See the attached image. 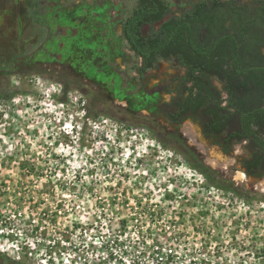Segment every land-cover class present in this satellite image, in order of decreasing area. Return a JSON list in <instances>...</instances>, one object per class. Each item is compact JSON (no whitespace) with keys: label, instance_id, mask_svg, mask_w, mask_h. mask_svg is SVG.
<instances>
[{"label":"rangeland","instance_id":"obj_1","mask_svg":"<svg viewBox=\"0 0 264 264\" xmlns=\"http://www.w3.org/2000/svg\"><path fill=\"white\" fill-rule=\"evenodd\" d=\"M30 3L0 0V264H264V177L163 115L183 69L138 74L136 0H38L76 32L48 53L32 20L6 22Z\"/></svg>","mask_w":264,"mask_h":264},{"label":"trees","instance_id":"obj_2","mask_svg":"<svg viewBox=\"0 0 264 264\" xmlns=\"http://www.w3.org/2000/svg\"><path fill=\"white\" fill-rule=\"evenodd\" d=\"M136 1L121 34L141 58L139 74L159 59L183 69L163 115L197 125L225 155L244 142L238 164L246 176L263 178L264 0H202L175 12L164 0Z\"/></svg>","mask_w":264,"mask_h":264},{"label":"flooded vegetation","instance_id":"obj_3","mask_svg":"<svg viewBox=\"0 0 264 264\" xmlns=\"http://www.w3.org/2000/svg\"><path fill=\"white\" fill-rule=\"evenodd\" d=\"M37 1L38 0H31V3L29 4V6H28V8H24V7H17V10L13 13V18H11L10 19V21H9V18L8 17H6V22H7V24H8V22L9 23H11V22H13V23H15L16 24V26L17 25H19V26H21V23L22 24H26L27 25V20L29 21V20H32V21H30V24H35V26L36 27H39L40 29H43V32H44V37H43V40L40 42V44L41 45H45V46H43V47H40L39 48V51L41 52V53H48L49 52V47H48V45L50 44H54L55 43V40H56V38L58 37V38H68L69 37V35L70 36H73L74 34H76V32H75V30L73 29V28H65V26H55V27H52L51 26V24H50V21H49V15H46V12H44V11H40L39 10V6L37 5ZM198 1H202V0H198ZM194 2H196V1H194ZM193 2V3H194ZM136 3H137V1H136ZM187 4H185V5H181V4H176L175 5V10H173L174 12L175 11H177V9L178 8H180V7H185ZM137 6H138V4H137ZM136 6V7H137ZM135 7V8H136ZM169 7V6H168ZM134 8V9H135ZM170 8V7H169ZM133 9V10H134ZM132 10V11H133ZM170 10H171V8H170ZM131 11V12H132ZM130 12V13H131ZM129 13V14H130ZM128 14V15H129ZM127 15V16H128ZM126 16V17H127ZM126 17H124L123 18V20L120 22V35H121V38H122V40H123V42L126 44V46L128 47V49L131 51V49H130V47L128 46V44L126 43V41L123 39V37H122V34H121V26H122V22L125 20V18ZM57 14H55V16H54V21H56L57 20ZM32 22V23H31ZM4 23V22H3ZM52 29V30H51ZM145 29H147L146 27H144L143 28V32H145L146 30ZM62 45L63 44H60L59 45V47L60 48H62ZM132 53H133V51H131ZM51 54V53H50ZM52 55V58H54V60H55V62H58V61H60L61 60V58H60V56L59 55H56V54H51ZM133 55L135 56V54L133 53ZM138 60H139V62H140V65H139V68L141 67V58L140 57H137V56H135ZM26 58V56H23L21 53H18L17 54V56H15V57H13L12 59H11V65L12 66H15V63H16V60L18 59V60H23V59H25ZM160 60H162V61H169V60H163V59H159V60H157L156 62H155V64L158 62V61H160ZM174 61V60H173ZM175 63H176V61H175ZM154 64V65H155ZM177 64V63H176ZM153 65V66H154ZM178 65V64H177ZM179 66V65H178ZM180 67V66H179ZM153 68V67H152ZM152 68H150V69H152ZM181 68V67H180ZM150 69H148V70H150ZM148 70H146V71H148ZM3 71V70H2ZM138 71V74H139V69L137 70ZM145 71V72H146ZM144 72V73H145ZM144 73L142 74V75H140V76H143L144 75ZM181 77V76H180ZM180 77H178L175 81H176V83H175V85H174V87L176 86V84L178 83V81H179V78ZM219 86H220V84H219ZM218 89H220V88H218ZM238 145H241V147H244V145H245V143L244 142H242V143H240V144H238Z\"/></svg>","mask_w":264,"mask_h":264},{"label":"bare ground","instance_id":"obj_4","mask_svg":"<svg viewBox=\"0 0 264 264\" xmlns=\"http://www.w3.org/2000/svg\"><path fill=\"white\" fill-rule=\"evenodd\" d=\"M187 133H188L189 137H191V134H190L191 131H190V133H189V131H188ZM217 164H218L217 161L214 160V161H213V165L216 166ZM238 176L242 178V177H243V174H239Z\"/></svg>","mask_w":264,"mask_h":264}]
</instances>
